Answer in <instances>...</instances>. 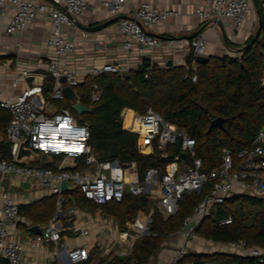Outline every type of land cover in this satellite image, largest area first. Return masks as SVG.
<instances>
[{
  "label": "built area",
  "instance_id": "obj_1",
  "mask_svg": "<svg viewBox=\"0 0 264 264\" xmlns=\"http://www.w3.org/2000/svg\"><path fill=\"white\" fill-rule=\"evenodd\" d=\"M89 1L99 2L111 17L120 16L130 0H0V15L8 17L5 29L7 35L25 31L38 20H45L52 25V34L47 45L53 50L54 60L47 68V76L53 80L51 98L45 101L41 87H28L12 102H0L2 109L8 110L11 119L5 129V139L11 147V160H0V182L6 175L24 177L35 181L41 188L47 189L55 197V215L53 221L64 214L71 216L74 209L66 207L67 198L60 190L61 182H68L78 189L85 198L97 205L111 201H120L125 194L135 197L146 196L150 201L147 213H139L127 222V228L118 236L121 246L148 236L155 211L164 218L177 214L185 196H201L186 216L177 232L184 244L195 239L196 230L210 210L223 204L232 196H249L264 200V131H260L250 147L239 151L223 148L219 163L209 171H203V162L198 157L197 142L184 130L169 124L160 114L148 109L144 114L131 111L127 125L125 119L128 110L121 114L122 128L136 135V149L139 155L149 157L156 164L139 174L135 162L119 164L117 161L97 160L88 144L89 128L80 123L68 109L55 110L46 114L54 99H66L62 93L64 86L76 88L82 82L77 73L61 68L59 63L74 50V42L62 37L64 26H74V20L87 7ZM253 0H210L207 9H197L196 14L202 21L216 25L227 20L234 30H240L248 19ZM264 16V2H260ZM175 15L172 11H161L148 3H142L131 11V16L117 21V28L123 36L121 47L127 53L136 47L141 52L154 50L159 42L150 35L145 27H156L164 20ZM82 37H86L82 33ZM206 38L198 34L190 40V54L196 59L206 56ZM195 68V66L193 65ZM141 68V67H140ZM140 68L136 69L139 70ZM151 69L148 68V71ZM103 73H114L123 77L126 72L107 64L86 72V76L95 78ZM22 72L20 78L29 76ZM147 76V74L145 75ZM65 78V84L60 82ZM17 80L11 83L16 86ZM196 81V76L191 77ZM101 93L93 85L91 102L99 101ZM75 102H79L75 98ZM71 104V103H70ZM37 154L50 157H66L73 160L76 167L82 163V170L48 168L33 166L32 162L15 161L19 145ZM68 193V192H67ZM18 216V204L1 189L0 186V262L6 264H24L26 257L22 246L9 238L7 225L14 224ZM225 220L222 224L230 223ZM131 232L134 235L131 236ZM83 236L87 232L83 231ZM39 243L50 244L60 248L68 264H81L88 260L89 252L80 246L66 249L62 244L60 231L50 224L34 237ZM214 246L212 242H208ZM224 252L256 258L264 264V251L259 248H247L244 241L222 245ZM132 246L128 248L127 256ZM185 254L184 249L176 252L172 264ZM53 264H63L59 259Z\"/></svg>",
  "mask_w": 264,
  "mask_h": 264
},
{
  "label": "trees",
  "instance_id": "obj_2",
  "mask_svg": "<svg viewBox=\"0 0 264 264\" xmlns=\"http://www.w3.org/2000/svg\"><path fill=\"white\" fill-rule=\"evenodd\" d=\"M264 2V0H262ZM258 4V3H257ZM261 26L257 38L250 37L237 57L211 56L198 64L190 54L185 66L159 68L142 65L123 77L103 73L95 78L85 77L73 89L75 98L92 112L82 114L79 120L89 128L88 144L97 160L117 161L119 164L135 162L140 175L156 164L149 157L138 154L136 135L122 128L121 112L124 109L144 114L152 109L169 124L184 130L197 142L198 157L203 171L219 163L223 148L239 151L250 147L260 131H264V16L258 4ZM252 43L250 47H246ZM195 65V68L193 67ZM147 74V76H145ZM196 76L192 82L191 77ZM53 80L46 78L42 88L44 97L51 92ZM93 85L101 93L97 102H91ZM56 110L68 109L69 101L62 100ZM223 118L222 129L208 132L210 122ZM10 121L8 111L0 108V160H11V147L5 139V129ZM43 167L51 168L50 165ZM80 169V165L76 167ZM73 198L66 207H77L92 214L99 212L115 220L119 230L133 221L139 213H147L151 201L146 196L125 194L120 201L97 205L78 190L70 192ZM201 196L187 195L177 214L164 218L153 214L148 236L139 238L132 245L129 255L113 252L100 257L97 247L89 252L88 260L81 264H150L160 252L163 243L177 234L184 218L191 214ZM250 199L253 204H250ZM55 197L50 196L30 205L18 206V216L32 224L46 225L54 218ZM230 220L228 224L223 221ZM196 235L207 242L225 245L244 241L246 247L264 251V200L249 196H232L223 204L214 206L202 220ZM176 264H260L256 258L229 252H186Z\"/></svg>",
  "mask_w": 264,
  "mask_h": 264
},
{
  "label": "crops",
  "instance_id": "obj_3",
  "mask_svg": "<svg viewBox=\"0 0 264 264\" xmlns=\"http://www.w3.org/2000/svg\"><path fill=\"white\" fill-rule=\"evenodd\" d=\"M261 1H252L246 23L240 30H234L227 20L213 25L198 17L196 10L207 9L211 5L210 0H130L120 17H130L132 9L142 3L151 4L161 11L175 13V15L167 17L159 26L145 27L146 31L159 42L154 50L141 52L134 47L129 53L124 51L121 47L123 36L117 28V21L94 33L82 31L76 26H64L62 37L74 42V50L63 58L59 65L61 68L77 73L81 82L87 77L86 72L107 64L114 65L126 73L136 71L143 64L163 69L170 68L166 66L170 61L171 67L185 66L190 55V40L198 34L205 35L207 57H237L241 48L250 37L256 34L259 28L258 4ZM112 18L114 17L109 16L99 2L89 1L86 9L75 20L84 26H97ZM7 23L8 17L0 15V102H12L28 87L38 86L35 84L28 86L25 81L26 77L19 79L24 71L30 75L41 77L42 89L48 77V65L54 60L53 50L47 45L52 34L50 22L38 20L25 31L13 35L5 33ZM82 33L86 34L85 38L82 37ZM17 79L16 86L12 87L11 83ZM42 96L45 99L43 93ZM47 111L51 113L55 110L50 105ZM8 113L10 115L9 111ZM2 140V136H0V142ZM0 186L9 198L15 200L18 206L30 205L52 196L47 189L41 188L35 181L24 177L6 175L0 182ZM69 193L64 195L67 200H72ZM71 208L74 209L71 216L64 214L56 221H53L52 218L46 225L32 224L25 218L17 216L14 224L6 226L9 238L19 242L22 246L26 257L24 264H53L59 257L63 264H68L64 253H60L59 247L34 240L36 235L28 232L32 226H38L42 230L53 224L60 231L62 244L68 250L74 246H80L90 252L94 247H97L100 257L96 262L117 248L118 251L115 254L124 256L128 252V248L134 244L135 241L132 239L122 246L117 243V238L121 232L125 231L126 225L122 231L119 230L114 219L105 217L99 212L92 214L89 211L79 210L77 207L72 206ZM83 231L87 232L86 236H83ZM132 235H134L133 232H131ZM204 248L206 249L197 250L195 246L191 245V242L184 244L182 238L176 234L163 243L162 249L150 264H172L176 252L180 249H184L185 253L189 251L196 253L224 252L222 245L218 244L210 246L208 243V246ZM186 249L188 250L186 251ZM0 264L6 263L0 262Z\"/></svg>",
  "mask_w": 264,
  "mask_h": 264
},
{
  "label": "water",
  "instance_id": "obj_4",
  "mask_svg": "<svg viewBox=\"0 0 264 264\" xmlns=\"http://www.w3.org/2000/svg\"><path fill=\"white\" fill-rule=\"evenodd\" d=\"M70 20L73 21L74 26H76L78 29L85 31V32H89V33H94V32H98L102 29H104L105 27H107L108 25L112 24L113 22L118 21L121 18L124 17H114L111 20L97 25V26H84L81 23H79L78 21L74 20L71 16H69ZM261 26V19H259L258 21V30L255 34L254 40L257 38L258 33H259V29ZM252 45V43L248 44L246 47H250ZM209 59V57L207 56H198L196 57V62L198 64H203L205 62H207ZM167 67H171L172 63L169 61L166 64ZM26 83L28 84V86H32V85H38L39 87H42V78L38 77V76H33V75H29L25 78ZM65 78H61L60 82L62 84H65ZM262 88H264V80L262 81ZM62 93L65 96V98L71 103V110L79 117L82 114H87L92 112L91 108H88L84 105H82L80 102H75V96L73 94V89L71 87L68 86H64L62 89ZM225 123V120L223 118H215L213 119L208 127V132H210L212 129L214 128H219L222 129L223 125ZM15 161L17 163H25L26 161H30V162H39L41 165L46 166V165H51L53 163V158L45 155L43 153L41 154H37L36 152H33L32 150L26 148L24 146V143H21L19 145L18 148V152L15 158ZM76 166L73 162L72 159L66 157L62 160V162L60 163V165L58 166V170H65V169H74ZM60 190L62 193H67V192H72L74 191V186H72L70 183L68 182H61L60 183ZM28 232L30 234H34V235H39L41 233V230L38 228V226H32L28 229Z\"/></svg>",
  "mask_w": 264,
  "mask_h": 264
},
{
  "label": "rangeland",
  "instance_id": "obj_5",
  "mask_svg": "<svg viewBox=\"0 0 264 264\" xmlns=\"http://www.w3.org/2000/svg\"><path fill=\"white\" fill-rule=\"evenodd\" d=\"M50 98H51V94L49 93L48 97L45 98V101H49ZM61 101H62V100H59V99H54V100H52V101H51V108L54 109V110H56V109H57V108H56L57 105H58ZM69 105H70V107H71L70 102H69ZM45 113H46L47 115L50 114L48 111H45ZM72 115H73V114H72ZM73 116L76 117L80 123H84V122H82V121L79 120V117H80V116H79V117H78L77 115H76V116L73 115ZM61 159H62V158H60V157H55V158H54V162L50 165V167H51V168H57V166H58L59 162L61 161ZM78 163H79V165H80V169H78V170H82V169L84 168V166L82 165L81 162L78 161ZM31 165H33V166H43V165H41L39 162H32ZM25 186H27V185H25ZM252 204H253V200L250 199V204H249V205H252ZM175 235H176V234H175ZM117 239H118V238H117ZM191 245H192V246H195V249H197V250H201V248H202L203 250H205L206 248H204V247L208 246V242L205 241L204 239H202L200 236L196 235L195 239L191 241ZM120 249H121V248H120ZM120 249H119V250H120ZM126 249H127V248H126ZM188 249H189V248H188ZM188 249H186V251H187ZM117 251H118V248L115 249V250L112 251V252L115 253V252H117Z\"/></svg>",
  "mask_w": 264,
  "mask_h": 264
},
{
  "label": "bare ground",
  "instance_id": "obj_6",
  "mask_svg": "<svg viewBox=\"0 0 264 264\" xmlns=\"http://www.w3.org/2000/svg\"><path fill=\"white\" fill-rule=\"evenodd\" d=\"M130 116H131V111H128V114H127L126 119H125V125L128 124Z\"/></svg>",
  "mask_w": 264,
  "mask_h": 264
}]
</instances>
